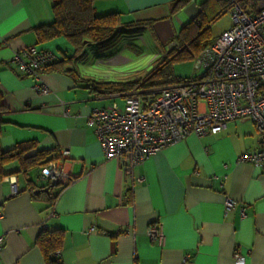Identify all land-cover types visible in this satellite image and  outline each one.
<instances>
[{"label":"crops","instance_id":"1","mask_svg":"<svg viewBox=\"0 0 264 264\" xmlns=\"http://www.w3.org/2000/svg\"><path fill=\"white\" fill-rule=\"evenodd\" d=\"M175 1L94 0L93 7L97 14L117 12L122 24L150 22L143 31L155 55L162 56L205 0L173 9ZM51 4L0 0V91L6 107L0 148L33 141L35 149L25 155L48 151L72 180L50 188V196L56 195L50 200L46 192L35 193L49 183L39 177V165L27 176L12 173L17 161L5 166L10 175L0 180V264H46L35 244L42 230L61 236L57 264H233L235 254L244 264H264V162L237 160L259 148L253 123L235 119L216 134L188 135L125 174L115 160L104 158L88 124L93 107L113 100L122 104L123 94L92 91L90 82L99 80L82 74L78 65V74L55 66L35 79L12 61L14 52L30 45L51 51L55 60L72 53L65 37L37 35L39 26L53 19ZM36 84L48 93L41 94ZM226 196L236 204L224 214ZM155 222L164 232L161 245L146 235Z\"/></svg>","mask_w":264,"mask_h":264},{"label":"built area","instance_id":"2","mask_svg":"<svg viewBox=\"0 0 264 264\" xmlns=\"http://www.w3.org/2000/svg\"><path fill=\"white\" fill-rule=\"evenodd\" d=\"M229 1L230 27L194 57L196 72L185 81L146 90L132 89L122 95L121 105L113 100L90 110L88 124L104 158L115 160L125 174L131 175L135 165L162 148L188 135L216 134L235 119L250 120L259 139L257 150L243 152L237 160L254 166L264 162V0H253L254 11L243 9L236 0ZM54 59L51 51L34 45L12 56L16 69L35 79ZM35 88L41 94L48 93L45 86L36 84ZM60 153L66 156L68 150L62 149ZM39 174L42 180H55L62 186L72 180L57 159L42 165ZM142 180V176L135 179ZM235 204L226 196L224 214ZM240 215L244 216L243 208ZM146 235L158 245L164 241L159 222L151 223ZM233 264H244V257L235 254Z\"/></svg>","mask_w":264,"mask_h":264},{"label":"trees","instance_id":"3","mask_svg":"<svg viewBox=\"0 0 264 264\" xmlns=\"http://www.w3.org/2000/svg\"><path fill=\"white\" fill-rule=\"evenodd\" d=\"M93 1L52 0L51 12L53 19L50 23L39 26L37 35L40 39H49L55 36L65 37L72 45V53L70 55L64 53L60 59H54L44 67L43 71L46 69H57L55 66H59L63 72L78 74L75 66L86 61L84 48L87 45L94 44L109 48L115 45L120 36L136 34L143 30L144 25H150V22L122 24L120 15L117 12L97 14L93 7ZM187 1L177 0L172 5V8L176 9ZM236 1L245 10H255L253 0ZM231 7L232 3L229 0H205L200 4L198 14L184 24L169 41L170 43L173 42L174 46L168 50L166 49L164 55L161 56L150 72L138 79L124 83L92 81L89 87L92 91L101 94H124L132 89L146 90L185 81L187 77L179 78L174 75L171 63L182 57L194 59L202 49L209 46L213 41L208 32L210 22L214 17L219 16L220 12L230 10ZM100 49L97 47V50ZM5 112L6 107L3 104L0 91V132ZM32 149H35V142L33 141L18 143L10 150H2L0 148V180L10 175V173H6L4 168L12 161H17L18 163L17 171L12 173L21 172L27 176L31 168L37 165L41 167L53 159L52 157H47L49 152L44 150L25 155ZM27 182L30 189L34 191L35 184H31L30 180H27ZM47 195L50 200L56 197V195L50 196V192ZM33 196L37 195L34 194ZM60 239L61 236L57 232L46 230H42L36 237L35 244L41 250L46 264L58 263L59 259L55 253L60 247Z\"/></svg>","mask_w":264,"mask_h":264},{"label":"rangeland","instance_id":"4","mask_svg":"<svg viewBox=\"0 0 264 264\" xmlns=\"http://www.w3.org/2000/svg\"><path fill=\"white\" fill-rule=\"evenodd\" d=\"M231 25L230 10L220 12L209 24L208 32L214 40L223 30ZM168 44L164 50L173 47ZM97 47L101 48L97 50ZM71 51L70 46L66 48ZM86 61L79 63L78 70L99 81L124 83L138 79L150 72L161 56L155 55V46L143 30L133 35H122L112 47H100L89 44L84 48ZM176 77H190L196 72L192 58L182 57L171 63ZM117 102V101H116ZM121 105V102H117Z\"/></svg>","mask_w":264,"mask_h":264},{"label":"water","instance_id":"5","mask_svg":"<svg viewBox=\"0 0 264 264\" xmlns=\"http://www.w3.org/2000/svg\"><path fill=\"white\" fill-rule=\"evenodd\" d=\"M57 184H58L57 181L52 180V181H50L46 186H44V187H42V188H38V189H36V190H35V193H38V192H40V191H43V192L48 193L49 190H50V188H52L53 186H56Z\"/></svg>","mask_w":264,"mask_h":264}]
</instances>
